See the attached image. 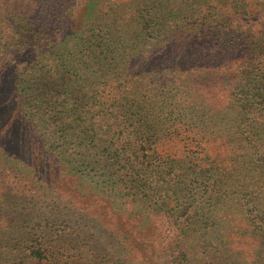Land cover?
<instances>
[{
  "label": "trees",
  "instance_id": "16d2710c",
  "mask_svg": "<svg viewBox=\"0 0 264 264\" xmlns=\"http://www.w3.org/2000/svg\"><path fill=\"white\" fill-rule=\"evenodd\" d=\"M73 9L69 0H10L1 9L0 162L10 159L14 174L4 168L0 204L13 185L25 206L49 199L53 207L41 217L37 209L18 254L32 264H91L102 229L115 224L133 257L152 261L181 237V218L194 208L251 234L249 202L221 191L219 156L231 150L218 117L234 109L240 140L258 144L260 165L239 172L242 187L264 194V1L79 0ZM13 20L27 40L8 55L4 28ZM155 218L164 229L154 220L155 238L141 234ZM60 223L66 229L56 233ZM176 251L195 264L186 246Z\"/></svg>",
  "mask_w": 264,
  "mask_h": 264
},
{
  "label": "rangeland",
  "instance_id": "374dc122",
  "mask_svg": "<svg viewBox=\"0 0 264 264\" xmlns=\"http://www.w3.org/2000/svg\"><path fill=\"white\" fill-rule=\"evenodd\" d=\"M29 1H33V4L42 5L43 0ZM69 1L74 6L73 10L79 6V0ZM2 2L6 6V4L10 3V0H0V3ZM86 3H88V1ZM3 7L0 8V21H2L1 17L6 14V12L1 13ZM26 11L28 12V9ZM46 13L47 12L44 14ZM86 16V12L84 13L81 9L77 11V17L82 18ZM7 21L8 19L3 20V23ZM13 23L18 24L16 23V20H13L12 22L10 21L7 28H4L5 36H9L10 38L5 44V50L6 52L8 51V55L10 54V50L14 48L17 49V51L23 50L24 45L18 44V39H21L22 41L27 40L26 32L23 31V28L15 30V24L13 25ZM56 33L57 31L55 34ZM48 40L49 36H46L42 38L37 45L41 43L48 44ZM57 40L58 39H56V41ZM229 113L230 115L228 117L226 115L223 116L224 119L222 116L218 117L219 134L225 136L226 144L231 150L224 156V158L223 156H219L221 161L219 165L221 177L225 180V182L222 183L221 191L223 192L228 188L229 190L237 191L241 193L243 202H249L248 206H245V216L247 221H249V219H254L253 224H249L248 226L249 231L251 230V234L247 233L244 227H240L234 222L231 223L229 216L214 212L213 214L216 215L214 218L212 216L205 218L204 215L198 213L194 208L189 213L190 215L194 214L193 217L189 219L181 218L180 222L183 221L181 227L184 230V233H181V237L179 239H174L167 244V250L155 257L154 260L144 261L136 258V254H134L136 257H133L129 246V239L126 234L118 228V226L115 224H105L104 230L102 229V234L106 235V242L102 243L101 252L96 255V259H94L91 264H154L155 261H158L159 263L161 262V264H179L175 261L177 259L178 261L181 259V263L186 264V260L182 259L179 252L176 251V249H178V243L187 247L191 254L190 258L195 264H203L205 259H211V257L215 258L218 264H264V210H262L264 208V194L260 192L262 189H259L258 185L253 187V184H249L242 187V183L246 181L242 174L254 172V166L260 165L259 155L261 150H257L258 144L253 147L248 140L245 139L246 143L251 147L250 148L240 140L239 135L242 133L238 117L236 116V111L231 108L229 109ZM2 161L3 163L0 162V181L2 180L3 182L7 177V175L3 173L4 168L8 167L11 173H14L11 170L13 162L5 157ZM5 161L8 163L5 164ZM239 170H241L242 174ZM16 190V186H7L5 188L6 195L4 194V200L0 204V264H32L28 263L27 259L22 258L20 256L21 254L19 255V252L15 250V247L21 239L25 238V233L29 229V225L33 223L32 218L35 219L36 216H38L39 212L37 209L41 211V217L45 213L43 210L45 211L48 207H52L49 199H39L36 203L30 202L25 206L23 200L20 197H17V194L15 193ZM193 190L194 191H191L192 193L195 192V188H193ZM15 204H17L18 207H16ZM255 204L257 205L258 212L252 211L251 213V210L249 209H253ZM219 206L220 211H226L225 213L230 212V210L224 207L223 204L220 203ZM228 206L235 209V204H233V202H229ZM203 214H207V211L205 210ZM154 220L157 221V226L164 229V219H146L137 227L141 231V234L155 238L154 233L150 231L153 229L157 230L155 225L156 221L154 223ZM228 222L231 223L230 226H228ZM44 223L45 221L41 222V224ZM167 226H169V224ZM65 227V224L60 223L59 230H54L57 233L62 229H66ZM164 240H166V236ZM229 240H231L230 248L229 243L228 245L222 243V241L227 243ZM218 242L219 244L216 248ZM138 243H142L141 239H138ZM222 245H225L226 247L223 248ZM99 249L100 246L98 250Z\"/></svg>",
  "mask_w": 264,
  "mask_h": 264
}]
</instances>
